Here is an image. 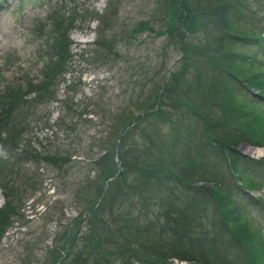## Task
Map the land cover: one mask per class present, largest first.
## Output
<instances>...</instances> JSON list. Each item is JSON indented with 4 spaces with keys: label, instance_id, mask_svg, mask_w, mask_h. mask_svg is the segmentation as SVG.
Instances as JSON below:
<instances>
[{
    "label": "trees",
    "instance_id": "16d2710c",
    "mask_svg": "<svg viewBox=\"0 0 264 264\" xmlns=\"http://www.w3.org/2000/svg\"><path fill=\"white\" fill-rule=\"evenodd\" d=\"M25 1H40L43 5L42 0ZM261 1L264 9V0H161L159 10L163 28L155 29L148 21L140 20L130 29L131 35L144 31L148 35H165L168 42L165 46L173 45L180 55L169 66L165 63L156 65L154 71L163 73L162 80L154 94L146 96L148 100L140 113H128L124 121L120 118L116 125L106 129V135L113 137L110 152L124 143L122 141L130 131L134 134L141 121L152 116L161 117L163 105L174 107L176 111L173 119H167L169 130L165 134L159 131L150 135L148 144L156 142L153 151H145L143 142L132 140L129 151L117 149L115 152L117 165L114 161H111L113 165L109 163L107 153L99 157L102 164L93 194L86 198L85 215L79 213L80 219L75 220L82 223L87 215L92 220V228L86 226L83 234L89 256L82 258L74 251L75 263L83 259L78 264H85L91 254L97 253L101 242H118L120 258L121 249L131 251L127 247L130 241L128 235L134 237L137 232L114 227L113 238H109L111 211L107 206L110 207L113 198H117L116 206L123 204L126 208L138 209L141 205L143 210L150 209L149 201L158 199L153 210L156 216L151 219L148 230H142L143 236L136 237L135 243L152 240L163 248L164 253L159 254L157 259H133V253H129L125 258L126 264H132V260L137 264H174L171 260L166 261L168 257L188 261V264H264V237L258 223L260 214L264 212V199L251 197L248 193L264 183V152L260 157L251 159L236 148L242 141L252 146L264 144V68L260 66L258 57L264 48V23L260 26L264 10L263 16L257 17L251 9L258 8ZM1 3L4 4V0H0V7ZM59 9L48 8L47 24L38 21L40 27L35 38L44 45L40 49V57L43 56L44 60L36 80L25 78L24 85L4 84L0 87V144L8 146L13 152L11 158H0V178L16 174V161L23 160L25 152L28 160L36 157L28 145L25 144L24 150L14 136L20 135L23 130L21 123L26 118L22 120V117L34 114V105L30 102L39 103L54 95L51 89L56 85V78L71 58L66 29L82 15L69 10L65 17ZM112 10L113 2L109 0L106 14L98 20L99 32L109 25ZM97 42L107 52L109 48L112 52L111 39L104 40L103 37ZM101 52L96 53L100 58L104 55ZM6 63L11 61L6 59ZM129 70H135L131 76L129 73V77L134 79L132 76L137 69L129 65ZM30 93L32 96L27 97ZM63 105L66 106L65 102ZM141 131L144 133L145 129ZM195 152L199 156L206 152L200 160L205 157L210 159V166L196 162ZM69 153L53 149L38 157L62 177L65 167H70L72 158ZM96 160L93 162L96 163ZM127 175H131L130 179ZM171 178L184 189L183 196L168 197L177 189ZM138 180L144 182L149 195L137 196L139 199L135 204L136 200L129 201L126 193L129 189L140 190ZM200 180L209 181L210 186L196 185ZM25 181L31 188L27 177ZM5 182H0V185ZM61 185L68 186L70 182L65 180ZM7 193L14 196L18 191L12 186ZM99 198L101 203L93 209L95 199ZM251 204L256 208L250 209ZM103 206L109 212L105 213L103 220H99L95 216ZM11 213L16 215L8 198L0 207V236L11 221ZM169 232L174 235L171 239L168 238ZM161 236H164V241ZM33 238L34 242L40 236L33 235ZM72 240L69 236L67 242L59 246V249L65 250V255L70 256L71 244L73 249H77ZM146 250L153 251V248L150 246ZM50 255L52 264L62 259L57 250Z\"/></svg>",
    "mask_w": 264,
    "mask_h": 264
},
{
    "label": "rangeland",
    "instance_id": "374dc122",
    "mask_svg": "<svg viewBox=\"0 0 264 264\" xmlns=\"http://www.w3.org/2000/svg\"><path fill=\"white\" fill-rule=\"evenodd\" d=\"M20 1L7 0L4 1L5 5L1 3L0 7V87L4 84L24 85L25 78L36 80L38 69L44 60L43 56L40 57V49L44 45L35 37L37 28L40 27L38 21L42 22L41 24L48 23L46 20L48 8L59 9L60 7L59 11L65 17L71 10L82 15V18H75L73 24L66 29L71 58L56 78V85L51 89L54 95L39 103L30 102L34 105V114L29 116L26 114L22 117V120L26 118V121L23 120L21 123L23 130L20 135L14 136L15 140L22 143L24 150L28 145L30 148H27L36 157L28 160V154L25 152V158L16 161V174L0 178V182L6 181L0 185V207L9 198L16 211V215L11 213V221L0 236V264H52L50 252L55 250L59 252L62 259L53 264H78L83 259L75 263L73 252L80 254L82 258L89 256L83 234L86 226L92 228V220L87 215L82 223L76 222L80 219L79 213L85 215L84 208L88 203L86 198L93 194L92 190L96 185L102 164V159L99 157L107 153L109 163L114 161L117 165L115 152L117 149L129 151L132 148L129 142L132 140L143 142L146 146L145 151H153L156 142H153V145L148 144L150 135H155L152 132L159 131L165 134L169 130L167 119L174 118L176 109L163 105L161 117L152 116L151 119L141 121L134 129V134L130 131L122 141L124 143L115 147L112 153L109 147L113 144V137L107 136L105 131L109 126L116 125L120 118L121 121L127 118L128 113L133 115L140 113L142 106L148 100L146 96L151 97L157 84L162 80L163 73L154 71L156 65L165 63L169 66L179 57L180 51L173 48V45L165 46V43H168L164 38L165 35L156 36L154 33L148 35L146 31L130 34V29L140 20L148 21L155 29L163 28L160 20L161 10H159L161 0H112L111 14L113 15L109 25L100 32L97 30L98 20L106 14L109 0H62V2L42 0L43 5L40 1ZM254 8L251 9L256 12L257 17L263 16L262 1L258 8L255 10ZM263 23L264 17L260 21V26ZM103 37L104 40L111 39L112 52L109 51L110 48L107 52L105 47L96 43ZM101 51L104 55L100 58L96 53H102ZM258 57L261 61L260 66L264 68V48ZM6 59L11 63H6ZM129 65L137 69L132 76L135 77L134 79L129 77V73L131 76L135 71L129 70ZM26 96L31 97L32 93ZM63 102L67 107L63 105ZM142 128L145 129L146 134L141 131ZM132 135L133 138H129ZM236 148L241 154L251 159L260 157L264 152V144L252 146L247 141L238 143ZM53 149L70 152L72 160L70 159L69 162L70 167H65L63 178L57 176L55 170L38 157L41 153L51 152ZM12 153L8 146L0 144V158H11ZM205 154L207 153L203 152L199 156L198 152H195L194 158L201 165L210 166V159L205 157L200 160ZM95 159H97L96 163L93 162ZM253 174L255 175V172ZM130 176L127 175V179H130ZM26 177L32 184L31 188L25 181ZM65 180L69 181L70 185L62 186ZM171 181H173L172 178ZM173 183L177 189L172 194H168V197L183 196L184 189L178 187L177 181ZM138 184L141 186L139 191L129 189L126 193L129 201L136 200L135 204L139 199L136 198L137 196L149 195L144 182L138 180ZM196 185L208 187L210 182L200 180L196 182ZM12 186L18 191L14 196L7 193ZM248 193L251 197L264 199V183L258 189L249 190ZM117 200L113 198L110 207L107 206L111 211L109 238H113L114 227L137 232L134 237L128 235L130 241L127 247L131 251L121 249L122 258H120L117 252L118 242L115 244L101 242L96 250L97 253L91 254L85 264H96L99 261L100 264H126L125 258L129 253H133V259L136 257L157 259L159 254L164 253L163 248L152 240L148 242L138 240L135 243L136 237L143 236L142 230H148L147 226L156 216V211L153 213V210L157 207L158 199L149 201L151 206L147 210H143L141 205H138V209L133 207L129 209L123 204L116 206ZM101 201L100 198L95 199L93 209ZM249 208L256 207L251 204ZM109 210L106 211L103 206L102 210L97 211L95 218L103 220L106 217L105 213ZM261 214L257 220L264 237V213ZM119 215H121L120 219ZM43 216L44 219H42ZM76 219L78 220L75 221ZM86 222L88 225H85ZM37 234L40 239L33 242V235ZM69 236H72V242L75 241L77 245V249H73L71 244L70 256L65 255V250L59 249L62 243L67 242ZM172 237L174 235L169 232L168 238ZM101 240L103 241L104 238L102 237ZM161 240L164 241V236H161ZM150 246L153 251L146 250ZM107 251L110 253L107 254ZM174 258L168 257L166 261L172 262ZM182 261H184L183 264H188V261ZM132 264L137 263L132 260Z\"/></svg>",
    "mask_w": 264,
    "mask_h": 264
}]
</instances>
